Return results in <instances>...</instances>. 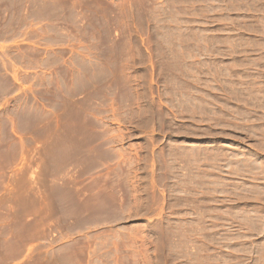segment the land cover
I'll return each instance as SVG.
<instances>
[{"label": "rangeland", "instance_id": "obj_1", "mask_svg": "<svg viewBox=\"0 0 264 264\" xmlns=\"http://www.w3.org/2000/svg\"><path fill=\"white\" fill-rule=\"evenodd\" d=\"M94 4L90 78L0 123V264H264V0Z\"/></svg>", "mask_w": 264, "mask_h": 264}, {"label": "crops", "instance_id": "obj_2", "mask_svg": "<svg viewBox=\"0 0 264 264\" xmlns=\"http://www.w3.org/2000/svg\"><path fill=\"white\" fill-rule=\"evenodd\" d=\"M94 2L0 0V123L7 133L43 132L59 116L43 94L63 96L76 78H90Z\"/></svg>", "mask_w": 264, "mask_h": 264}]
</instances>
